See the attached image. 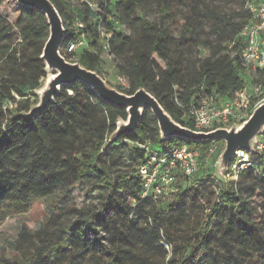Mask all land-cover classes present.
Segmentation results:
<instances>
[{"label":"trees","instance_id":"16d2710c","mask_svg":"<svg viewBox=\"0 0 264 264\" xmlns=\"http://www.w3.org/2000/svg\"><path fill=\"white\" fill-rule=\"evenodd\" d=\"M50 1L66 29L61 54L67 61L101 76L102 63L110 61L116 75L127 83L126 88H114L127 95L145 88L184 127L195 130L188 116L192 106L204 99L220 102L244 92L249 77L241 58L246 42L241 32L250 18L242 23L240 13L207 14L201 0H98L95 9L87 4L73 8L65 0ZM149 2L154 3L158 23H150L143 14ZM3 4L0 0V8ZM20 7L14 47L12 27L0 15V42H10L0 51V225L8 216L28 213L35 204L55 198L58 189L65 196L87 174L97 176L109 193L99 213L72 227L52 222L37 231L35 236L43 246L16 264H55L64 257L70 264H232L226 258L243 264L248 258L264 257V214L253 206L256 198L264 206V148L247 152L246 167L223 185L214 177L223 144L210 167L204 168L216 142L177 137L161 141L158 124L148 109L134 134L120 137L105 150L116 123L126 120L127 112L106 103L80 82L64 86L47 110L25 117L38 103L35 91L46 78L41 55L49 27L42 13ZM226 17V26H222ZM77 21L82 29L75 26ZM124 26L130 35L122 33ZM100 27L111 34L110 39L100 36ZM206 28L213 30L219 42L201 38ZM83 35L88 50L68 53L69 45ZM195 41L198 48L206 49L205 57L188 59L184 51L172 50L174 45L185 48ZM251 82H261L264 88V75L254 74ZM263 138L259 145L264 144ZM145 144L164 153L191 145L200 152L202 166L190 178L181 176L185 185L176 184L158 198H142L137 168L147 160L139 147ZM109 150L128 151L135 165L133 172L114 183L110 169L102 166ZM23 162L26 170L19 175L10 173L12 166ZM235 164L236 159L231 163V176ZM204 178L209 183L205 190L193 186ZM172 195L176 201L167 211L154 210L161 199ZM99 227L107 243L99 236Z\"/></svg>","mask_w":264,"mask_h":264},{"label":"rangeland","instance_id":"374dc122","mask_svg":"<svg viewBox=\"0 0 264 264\" xmlns=\"http://www.w3.org/2000/svg\"><path fill=\"white\" fill-rule=\"evenodd\" d=\"M73 8H79L84 3H97L98 0H65ZM202 10L205 12L211 11L218 13L223 17L224 14H231L233 12L240 13L244 16L242 23L246 22L247 19L251 17L249 6L252 3L257 4L258 0H201ZM249 12V13H248ZM21 13V7L14 0H4L3 6L0 8V15L10 24L12 27L11 34L13 35L12 47L16 46L17 40L14 38L17 35L16 23ZM144 16L148 19L150 23H158V13L154 7L153 2H149L146 5ZM209 14V12L207 13ZM228 17L224 20L222 26H226ZM236 23L238 20H235ZM70 28L73 29L74 22L69 21ZM233 23V21H232ZM122 33L125 35H130V30L124 26L121 28ZM177 34V33H176ZM202 39H209L214 43L219 42L216 38L213 30L206 28L205 32L201 35ZM9 41L2 40L0 42V51H2L3 45H8ZM224 45H228L225 42ZM176 50L177 53L184 51L188 59H193L194 57H205L207 51L205 48H198V41H195L192 46H187L185 48L178 47L174 45L172 50ZM1 59V53H0ZM1 63V61H0ZM102 76L107 83L113 87H119L117 82V75L114 65L106 60L102 63ZM247 82L245 84L244 92L237 96V99H242L245 93H249L253 88L255 83H251L252 77L248 75ZM264 96V95H263ZM235 98V97H234ZM11 106H6V109H12ZM6 112V110H5ZM7 116L10 114L7 112ZM213 147L219 148L222 142L215 141ZM223 144V143H222ZM221 144V145H222ZM102 166H106L110 169V178L112 182H117L119 177H123L134 171L135 165L130 160V155L128 151H122L116 153L114 150H109L103 155ZM210 160V159H209ZM27 163H16L11 167L10 173L14 175L21 174L26 170ZM210 166V165H209ZM61 172H59L60 174ZM231 174L228 176V180L232 179ZM179 177L177 186L179 184L185 185V182ZM209 183L207 179L204 178L203 182L197 181L193 186H200L203 190L208 187ZM59 190V189H58ZM56 190L55 198H49L35 204L28 213H22L18 215L8 216L0 225V264H16L18 262H24L29 258L35 251L36 248H41L43 244L35 236V233L39 230H45L52 223H61L67 227H72L76 225L78 221L83 220L92 213H99L101 208L106 203V198L108 196V189L99 183V178L93 174H87L79 184L70 190L67 194H62L61 191ZM176 201L175 195L167 196L160 200V203L154 205L153 208L156 212H164L168 210V206ZM253 206H255L261 214H264L263 202L260 198H256L253 201ZM151 209V208H150ZM55 215L58 218H54ZM56 219V221L53 220ZM224 221L222 222V224ZM51 231V229H50ZM97 232L101 238L103 237V243H107L106 235L103 230L99 227ZM110 239V238H108ZM92 241L95 242V236L92 237ZM110 241V240H108ZM227 263L232 262L236 264L234 260L229 261L226 258ZM55 264H70L68 258L64 257L55 262ZM243 264H264V257H252L246 259Z\"/></svg>","mask_w":264,"mask_h":264},{"label":"water","instance_id":"95a60500","mask_svg":"<svg viewBox=\"0 0 264 264\" xmlns=\"http://www.w3.org/2000/svg\"><path fill=\"white\" fill-rule=\"evenodd\" d=\"M14 1L42 13L49 27V37L41 55L46 78L42 86L35 91L38 103L29 113L24 114L25 117L31 118L47 110L55 103L64 86L80 82L91 88L106 103L127 112V119H120L116 123V130L110 135L105 150L116 144L120 137L134 134L141 124L144 111L148 109L158 124L161 141L177 137L191 142L223 143L214 164V177L223 185L228 184L229 167L239 151L257 152L259 138L264 135V102L256 106L249 118L241 124L233 123L229 127H218L211 132H198L184 127L177 123L159 100L145 88L138 89L133 95L124 94L109 85L99 73L84 68L78 62L67 61L61 54L66 29L59 12L50 0Z\"/></svg>","mask_w":264,"mask_h":264},{"label":"built area","instance_id":"2783aa9c","mask_svg":"<svg viewBox=\"0 0 264 264\" xmlns=\"http://www.w3.org/2000/svg\"><path fill=\"white\" fill-rule=\"evenodd\" d=\"M84 4L93 9L97 8L96 3ZM249 11L251 17L241 32V37L246 41L241 58L248 67V75L251 77L254 74L262 76L264 75V0H258L257 4L252 3L249 6ZM75 26L83 28V24L79 21L75 22ZM98 33L102 38L110 39L111 34L107 33L104 27H100ZM88 48V39L83 35L80 40L69 45L68 53H77L88 50ZM117 82L120 86L127 87V83L122 77L117 76ZM263 95L262 83L256 82L254 88L249 93H245L242 99H237L240 94L235 95V98L225 97L220 102L204 99L188 110V116L193 119L195 130L198 132H211L216 126L229 127L233 123L241 124L249 118L256 106L264 102ZM263 136L261 135L260 138ZM139 147L145 150L147 154V160L137 168V174L142 180L144 190L142 198L147 196L158 198L169 193L173 186L177 184L180 176L190 178L202 166L200 152L188 144L172 149L167 153L153 151L150 144L139 145ZM263 148L264 144H258L257 149ZM217 153L218 149L212 146L209 150V158L203 166L204 168L210 167L209 165L213 157L217 156ZM248 162L247 151H239L236 164L232 166L234 173L231 176L232 179H236L235 174L240 169L245 168ZM228 176H230L229 172ZM166 249L170 251V246L166 245Z\"/></svg>","mask_w":264,"mask_h":264}]
</instances>
